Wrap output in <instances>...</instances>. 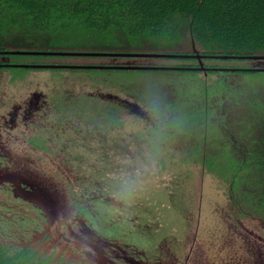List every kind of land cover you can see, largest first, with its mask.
Listing matches in <instances>:
<instances>
[{
    "label": "flooded vegetation",
    "instance_id": "obj_1",
    "mask_svg": "<svg viewBox=\"0 0 264 264\" xmlns=\"http://www.w3.org/2000/svg\"><path fill=\"white\" fill-rule=\"evenodd\" d=\"M186 40L190 42V49L177 50L170 47L158 49L151 48V46L139 49L138 47L127 48L128 50L112 49V51L125 53L167 54L164 57L29 54L12 58L11 55H2L0 52V171L10 174V177L3 175L0 180V248L2 252L11 256L7 260L8 263L109 264L107 260L95 259L97 255L94 257L96 249L105 251L109 243L110 252L115 254L121 249L120 247L127 248L126 250L122 248V253H120L121 260L126 264H177L180 262L173 255L163 258V255L158 253V248L163 247L166 239V237L163 240L159 239V243L155 244L157 241L154 237H157V233L162 228L161 220H156L160 211L152 205H150L151 208H147L146 205L143 207L146 201L134 190L127 192H119L118 188L116 192L113 190L112 186H117L124 180L125 174L135 177L138 170L133 166L135 164L131 163L134 159H130L133 156L130 147L128 146L129 150L122 148L118 140L116 144H113L112 139L109 138L111 127L108 124L109 120L122 123L125 117L130 115L133 121H139L140 126L142 125L137 132L142 135L144 145H156L162 151L173 152V157L165 160L168 162L166 165L174 166L178 152L183 149L185 153L189 145L187 142L184 146L185 141L182 139L184 133L178 134L175 131L176 128L168 124L172 122L173 114L168 110L164 111V106L166 103L175 101L162 98L160 101L139 102L130 98L132 97L130 95L127 96L124 93L119 95L113 92L109 88V82L103 83L102 80H98L95 75L89 73L109 70L188 71L200 75L201 78L210 77L208 82L204 80V83L209 85L213 81H225L222 73H246L250 71L245 68L256 65L264 67V58L252 59L250 57L253 55L235 56L211 53L205 50L190 33H188V38L185 34L180 39L183 43ZM64 51L106 52L94 51L86 46L80 50L67 49ZM175 54H180V56H173ZM33 56L38 58L26 60L27 57ZM256 56H261V54ZM19 63L29 64L23 68L67 70L78 73L74 76L56 79L53 82L55 84L43 81L48 91L42 92L38 88L40 85H36V89L33 88L21 96L17 93L16 82L10 81L4 75L8 68L18 67L12 64ZM38 64H43L45 67L32 66ZM113 65L163 66L177 69H115L109 67ZM50 85L51 88H49ZM30 86L32 87V84L25 83V87ZM80 97L86 98V101L82 99L80 102ZM202 97L214 101V98L212 99L207 93ZM226 99L225 96L220 95L218 103H213L211 107H216V115L220 108L221 116L217 118L224 117L227 121L231 107L225 108ZM104 102H108L109 105H105ZM99 106L102 109L104 106L106 109L99 112L97 109ZM94 107L96 110L93 109ZM229 124L218 120L216 125L222 130L221 134L225 137L224 142L230 143L233 160L237 159L239 148L230 138L235 137L238 129L232 126V123ZM97 127L101 128L100 132H96ZM200 132L205 133L206 130L201 126ZM137 142L138 140L134 143L136 149L139 147ZM206 142L208 141L205 137L198 142L199 153L183 163L189 169L186 168V176L182 177V181H175L167 190L169 202L170 200L184 202L185 198L190 196L192 181L190 183L187 179L192 177L193 173L190 171H194V167H199L201 164L205 166L204 158L206 157L203 158V156L206 148L203 146ZM215 144L221 147L222 142H215ZM201 152L203 153L200 154ZM217 152L215 149L211 154L216 156ZM127 154L130 158H127ZM116 158L120 159L117 161ZM197 158L200 161L196 160ZM195 162L199 164L196 165ZM18 164L25 169L27 175L34 170L44 171L63 184L70 208L69 212L63 208H60L58 212L65 214L62 220L68 219L72 209L79 214V224L83 229L79 228L77 238H79L78 241L84 243L73 244L68 243L67 240L63 241L69 237L66 235V233L69 234L67 229H78L76 221L62 223L61 219H51L52 212L49 213V210L47 212L34 200L18 194L17 188L24 191L32 189L28 177H18L14 174ZM111 166H113V173L109 176ZM140 174H146L145 167L140 169ZM219 177L221 179V176ZM234 180L235 175L232 173L230 179L225 181L227 185L225 199L229 208L231 211H238L240 215H255L253 211L241 208L242 185L238 184L237 180L234 183ZM208 189L210 190L205 191L212 193V188ZM210 198L212 200V194ZM133 231L134 234L131 235ZM95 233L102 234L106 238H96ZM86 234L87 239L82 236ZM121 236L127 239H121ZM220 252L221 249H217V256H206L202 263L222 264L237 257L234 253L230 259H223Z\"/></svg>",
    "mask_w": 264,
    "mask_h": 264
},
{
    "label": "rangeland",
    "instance_id": "obj_2",
    "mask_svg": "<svg viewBox=\"0 0 264 264\" xmlns=\"http://www.w3.org/2000/svg\"><path fill=\"white\" fill-rule=\"evenodd\" d=\"M150 42H154V40L150 39ZM164 44V41H160V45L153 48L166 49L171 46L170 48H176L177 50L190 49L188 40L184 43L179 40L174 45H170L168 41L166 42L167 47ZM84 45L94 51H112L109 46L105 47L99 43H88V40L83 42V40H75L74 38H61L60 40L47 43V47L55 50H80ZM37 58L34 56L27 57L26 60H35ZM4 73L5 77H8L10 81L16 82L17 93L22 96L27 91L33 90V88L36 89V85H40L38 88L42 92H46L49 89L43 81L55 84L53 83L54 80L71 75L74 76L78 72L10 67ZM89 74L95 75L103 83L109 82V88L113 92L119 95L120 93H124L127 96L130 95L132 96L130 98H134L139 102L146 100L160 101L162 98L163 100L175 101L166 103L164 106V111L168 110L173 114L172 122L168 124L176 128L175 131L178 134L184 133L182 135V139L185 141L184 146L187 142L189 145L185 153L183 149L178 152L174 166L166 165L168 162L165 160L166 158H172L173 152L162 151L156 145H144L142 135L137 132L142 125L140 126L139 121H133L129 117L130 115L126 116L124 120L122 118V123L114 120L107 122L111 127V130L109 129V132H111V134L109 133V138L112 139L113 144H116L118 140L122 144V148L125 147L129 150L128 146L130 147L133 156L130 158V152L126 156L134 159L131 160V163H134L135 165L133 166L137 167L138 170L137 176L131 177L125 174L124 180L119 182L117 186H112V188L115 192L117 191L116 188L120 190L119 192L134 190L146 201L143 207L146 205L147 208H151L150 205H152L154 206L153 208L160 211L156 220H161L162 224L160 223V226L162 228H160L157 237H154V239L157 241L155 244H158L159 239L163 240L166 237L162 252L168 254L167 251H174V255L176 254L181 258L178 259L181 262L179 264H190L198 261L200 256L204 257V259L206 256H217V249H221V258L230 259L232 254L238 255L241 250L248 248L249 243L256 244L257 249L264 252V220L256 214L253 216L240 215L238 211H231L225 199L227 191L225 181L232 176L233 161L231 159L230 143L228 141L224 142L225 137L221 134L222 130L216 125L219 120L228 124L233 122L232 126H235L236 129L242 127V125H236L235 121L236 114L244 105L242 98L247 96L264 97V71L222 73V77L226 79L225 81H213L209 85L205 84L204 80L208 82L210 77L203 76L207 78H201L200 75L188 71L109 70L107 72L92 71ZM27 82L32 84V87H25ZM51 87L50 85L49 88ZM206 93L212 99L214 98V101L204 99L202 95ZM220 95L227 98L225 108L231 107L229 120L227 121L224 117L218 119L221 116L220 108L216 115V107H211L213 103H218ZM82 99L86 101V98L83 97H80L79 101L81 102ZM236 103L238 104L236 105ZM104 104L109 105L108 102H104ZM93 109L96 110V107ZM97 109L100 112L106 108L103 106L102 109L99 106ZM201 126L206 130L205 133L200 132ZM185 127L186 129H184ZM100 130V127L96 128V132H100ZM235 136L238 137V135ZM204 137L208 141L203 146L206 148L203 156V158L206 157L204 158L205 166L201 164L199 167H194V171H190V173H193L192 177L187 179L188 182L192 181V183L190 182L192 184L190 196L185 198L184 202L176 200L174 202L170 200L169 202L167 190L175 181H182V177L186 176L185 170L186 168L188 170L189 167L183 163L199 153L198 142H201ZM136 140H138L137 146H139L137 149L136 145H134ZM215 142H222L221 147L216 146ZM215 149L218 152L216 156H213L211 153ZM198 158L196 160L200 161ZM119 159L116 158L117 161ZM194 164L198 165L199 162ZM144 167L147 175L140 174V169ZM112 169L113 166L109 167V176L113 173ZM33 172L46 182L56 181L55 177L48 172L38 170ZM219 176H221V179ZM208 188H212V193L207 192L210 190ZM211 194L213 195L212 200L210 198ZM154 202L155 205H153ZM61 218L62 216L58 217V219ZM70 221H76L78 229H67L69 234L66 233V235L69 237H66L63 241L67 240L68 243L72 242L73 244L84 243L78 241L79 238H77L79 236L77 235L79 233L78 230L82 227L79 224L80 216L74 209H72L68 219H61L62 223ZM88 232L90 233V231ZM95 234L96 238H106L102 234ZM132 234H134V231ZM82 236L85 239L88 238L87 234ZM116 237L118 236L116 235ZM121 239L126 240L127 237L121 236ZM120 248L116 254L110 252L109 243V247L105 251L96 249L94 257L97 255L98 257H95V259L107 260L109 264H126L121 260L120 253H122V248L124 250L127 248ZM112 258H115L114 261H112Z\"/></svg>",
    "mask_w": 264,
    "mask_h": 264
},
{
    "label": "trees",
    "instance_id": "obj_3",
    "mask_svg": "<svg viewBox=\"0 0 264 264\" xmlns=\"http://www.w3.org/2000/svg\"><path fill=\"white\" fill-rule=\"evenodd\" d=\"M188 33L211 53L262 55L264 0H0V52L50 50L47 43L61 38L119 50L167 47ZM242 99L235 120L242 127L230 138L239 148L232 173L242 185L241 208L264 220V97ZM10 257L0 248V264Z\"/></svg>",
    "mask_w": 264,
    "mask_h": 264
},
{
    "label": "water",
    "instance_id": "obj_4",
    "mask_svg": "<svg viewBox=\"0 0 264 264\" xmlns=\"http://www.w3.org/2000/svg\"><path fill=\"white\" fill-rule=\"evenodd\" d=\"M2 55H29V54H41V55H54V56H60V55H69V54H82V55H105V56H157V57H164L167 56V54L164 53H125V52H116V51H106V52H93V53H87L84 51H64V50H36V49H6L2 51ZM180 56V54H175L173 56ZM264 58V55L256 56L253 55L250 58ZM4 60V57H3ZM13 66L18 67H25L29 66V64L19 63V64H12ZM32 66H41L45 67L43 64L38 65H32ZM48 67H55L54 65H47ZM111 68L115 69H177L175 67H163V66H109ZM253 71H264V67H261L260 65L251 66L250 68H245ZM17 171L14 172V174H17L18 177H28L30 187L32 188L30 191H24L22 189L17 188L18 194L27 197L29 199L34 200L37 202L42 208L45 210H49V213L52 212L51 219H57L59 216H64L65 214H59L58 210L60 208H63L65 211L69 212V204L68 199L66 197V191L63 187V184L61 182L57 181H50L46 182L42 178L38 177L34 172H31V174H28L25 172V169H22V167L19 166V164L16 167ZM9 176V172H3L0 171V180L1 177ZM10 177V176H9ZM48 213V214H49ZM50 216V214H49ZM248 248L241 250L240 253L237 255V257L233 258L230 261H225L222 264H264V252L260 251V249H257L256 244H250L247 246ZM242 248V246H241ZM163 247L160 246L158 249V253H161L163 255V258L165 256L169 257L173 255L174 257H177L178 259H181L176 254L174 255V251H167L168 254H165L162 252ZM202 260H204V257L200 256L198 261L191 262V264H204L202 263ZM178 262L177 264H179Z\"/></svg>",
    "mask_w": 264,
    "mask_h": 264
}]
</instances>
